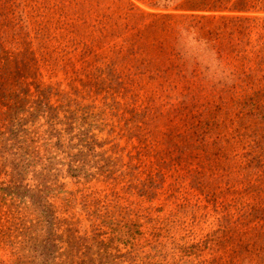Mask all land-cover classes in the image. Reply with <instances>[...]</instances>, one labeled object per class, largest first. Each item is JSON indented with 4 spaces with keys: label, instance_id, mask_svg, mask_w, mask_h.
Masks as SVG:
<instances>
[{
    "label": "rangeland",
    "instance_id": "1",
    "mask_svg": "<svg viewBox=\"0 0 264 264\" xmlns=\"http://www.w3.org/2000/svg\"><path fill=\"white\" fill-rule=\"evenodd\" d=\"M254 2L237 13L209 9L216 0H0V264H264ZM221 17L251 18L233 30L255 55L223 65L253 72L255 99L180 104L183 86L155 76L180 63L172 34ZM19 153L28 172L12 183ZM24 187L39 206L21 201Z\"/></svg>",
    "mask_w": 264,
    "mask_h": 264
},
{
    "label": "trees",
    "instance_id": "2",
    "mask_svg": "<svg viewBox=\"0 0 264 264\" xmlns=\"http://www.w3.org/2000/svg\"><path fill=\"white\" fill-rule=\"evenodd\" d=\"M227 3L232 4L231 6H227ZM208 7L209 6H202L197 9L203 10L208 9ZM191 9H195V7L192 6ZM209 9L249 13L255 11L257 6L254 0H216L214 6L209 7ZM250 19L251 18L246 17H221L218 21L208 20V22H215L214 24L221 22L215 29L209 26V23L205 24L199 21L197 29L193 31L183 29L180 30V32L173 33V43L169 55L177 58L180 61L179 64L181 67L179 64L173 63L158 67V72L155 71V76L163 80L162 86L166 85L172 90L177 89L179 86H183L184 93L179 95L178 98V100L182 101L180 104L186 105L187 102H202L200 100H203V102L205 101L204 104H210V100L207 99L208 97L217 99L221 104L231 101L236 104L253 101L255 97L253 99V96L246 94L248 84L253 85L255 82V75L253 72L240 73L237 70L229 71L226 70L223 65L229 58L245 61L249 55H255L256 51L254 52L252 50V44L245 40L247 35L241 37V34H239L236 36V31L233 30V28L237 26L236 22H248ZM227 24H230V29H228ZM262 60H264V56L259 55L258 63ZM141 66H143V64ZM175 79L179 82H173ZM238 91H241L243 95L237 96ZM44 94L45 93H43V97H45ZM7 126H9V124ZM14 128V125H10L7 129L12 131ZM16 129L19 132L20 128L18 127ZM12 132L11 135L16 133L14 131ZM11 157L10 165L12 167V172L10 174L12 175V183H22V177H24L23 172H28L27 168L29 162L27 163L25 160L26 158L20 153L19 155L15 154ZM16 189H19V187ZM18 192L21 201H30L32 204L39 206L41 202L39 192L41 191L37 192L33 189L24 187L18 190ZM44 219H49V217H44ZM50 246V250L46 249L47 245L42 246V248H45L46 251H54V245ZM64 251L68 256V254L71 255L69 251L75 252L77 249H74L71 245V247H66ZM76 255L74 254V256ZM77 262V264H99L98 260L96 261L94 258L87 261L86 258H80L78 256Z\"/></svg>",
    "mask_w": 264,
    "mask_h": 264
}]
</instances>
